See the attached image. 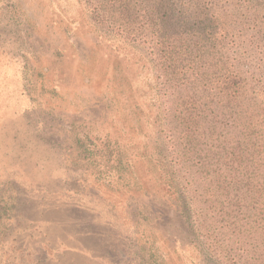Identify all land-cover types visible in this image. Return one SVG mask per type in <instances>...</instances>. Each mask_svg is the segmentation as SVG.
<instances>
[{
    "label": "rangeland",
    "instance_id": "374dc122",
    "mask_svg": "<svg viewBox=\"0 0 264 264\" xmlns=\"http://www.w3.org/2000/svg\"><path fill=\"white\" fill-rule=\"evenodd\" d=\"M229 6L258 17L239 26L264 44V0ZM90 11L0 0V264H215L180 219L163 222L159 201L138 196L139 177L158 191L159 82L145 49Z\"/></svg>",
    "mask_w": 264,
    "mask_h": 264
},
{
    "label": "trees",
    "instance_id": "16d2710c",
    "mask_svg": "<svg viewBox=\"0 0 264 264\" xmlns=\"http://www.w3.org/2000/svg\"><path fill=\"white\" fill-rule=\"evenodd\" d=\"M81 1L97 25L145 49L159 82L158 191L147 195L139 177L138 196L159 201L163 222L180 219L207 262L264 264V44L239 26L258 17L231 0Z\"/></svg>",
    "mask_w": 264,
    "mask_h": 264
}]
</instances>
